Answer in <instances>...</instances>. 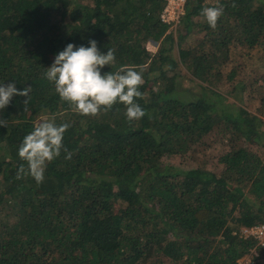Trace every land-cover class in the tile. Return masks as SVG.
Masks as SVG:
<instances>
[{
	"label": "trees",
	"instance_id": "16d2710c",
	"mask_svg": "<svg viewBox=\"0 0 264 264\" xmlns=\"http://www.w3.org/2000/svg\"><path fill=\"white\" fill-rule=\"evenodd\" d=\"M211 1L186 0L174 39L159 18L164 0H0V83L31 87L0 110L8 121L0 126V264H237L249 252L254 241L240 228L264 219V159L253 150L264 147V0ZM218 4L224 14L213 29L200 13ZM194 32L202 35L191 47ZM90 40L101 53L115 50L102 74L142 73L144 117L128 121L120 103L84 116L60 101L45 68L69 43ZM236 47L259 54L262 82L242 86L258 95L256 113L218 88L235 77L230 69L226 83L215 70H226ZM180 65L201 95L182 97L193 91L179 82ZM52 118L69 124L67 152L47 164L42 183L16 179L23 137ZM214 129L233 143L219 156L221 171L162 163L187 156ZM252 260L264 264V251Z\"/></svg>",
	"mask_w": 264,
	"mask_h": 264
},
{
	"label": "clouds",
	"instance_id": "9594fccd",
	"mask_svg": "<svg viewBox=\"0 0 264 264\" xmlns=\"http://www.w3.org/2000/svg\"><path fill=\"white\" fill-rule=\"evenodd\" d=\"M223 14L224 7L220 4L206 6L200 13L213 29ZM115 60V50L101 53L95 40H90L88 47L69 43L54 56L52 65L45 68L44 77L54 85L60 101L80 115L95 116L101 110L107 112L120 103L125 106L124 115L128 121L139 120L146 115L136 103V99L143 96L139 91L144 82L142 73L122 68L102 74L101 70L113 65ZM30 89L18 91L14 83H0V110L9 105L13 96L28 97ZM27 103L28 99L24 101L25 110ZM7 124L8 121L0 119V126L7 127ZM68 128L67 123L57 125L55 118L37 123L19 145L18 156L23 163L18 168L16 179L30 176L37 184L42 183L47 164L59 157L64 149L63 137ZM65 158L70 159L71 154Z\"/></svg>",
	"mask_w": 264,
	"mask_h": 264
},
{
	"label": "rangeland",
	"instance_id": "374dc122",
	"mask_svg": "<svg viewBox=\"0 0 264 264\" xmlns=\"http://www.w3.org/2000/svg\"><path fill=\"white\" fill-rule=\"evenodd\" d=\"M206 3L212 2L211 0H205ZM214 3V2H212ZM77 9V8H75ZM74 9V10H75ZM73 17V16H72ZM70 20V17H69ZM74 22V21H73ZM198 33V32H197ZM194 32L192 35H194L192 38H190V42H187L186 45H190L191 47L195 44V41L198 37H201V33L197 34ZM177 29L173 30V38H176L177 35ZM155 45L157 44H151L150 49L153 48L155 50ZM186 51V50H185ZM258 52V51H256ZM252 56L249 57L245 54V51H242V49L236 47L235 50L232 53V58L229 59V62L224 65L226 70L220 71L219 69L215 70V74L222 73L223 80H226L224 78H227V74L230 69H233L235 71V77L232 79H229L231 82H229L230 86L221 85L217 86L219 89L224 90L225 93H227V90H230L231 93L229 94L230 99H234L238 102L245 99L244 106L249 109L250 112H255V105L258 102L256 95V87L262 82L261 79L258 77L260 75V72L257 70H260L259 65V54L256 55V53L253 51ZM232 59V60H231ZM237 68V69H236ZM259 68V69H258ZM180 76L178 77L179 82L182 84V86L185 88L191 89L193 92L190 93L187 91H182V97H188L193 99V97L197 95H201V91L203 88H201L200 81L189 78L188 76H185V69L183 65H180L179 67ZM236 69V70H235ZM256 73L257 78L256 80H250V76H254ZM251 83V87L254 88L255 91H252L251 93H246L242 90V86L244 84ZM227 83V80H226ZM224 87V88H223ZM217 88V89H218ZM204 91V90H203ZM208 93V96L210 97V92L206 91ZM255 93V94H254ZM227 95V94H226ZM211 98V97H210ZM220 134L221 132L216 131L215 129L209 133L208 135L204 136L202 142L197 143L192 152L188 154L187 156L183 157H165L162 159V163L165 165L174 166L176 168H187V167H203L207 170H211L215 173L221 171L222 164L219 163V156L222 155L224 152L228 151L230 148L229 146L233 143L226 142L225 140L220 141ZM240 145H248L250 146V143L248 142H242L239 143ZM264 144V142H263ZM253 150L256 151L264 159V147L263 146H253ZM252 262V257L245 254L243 257H241L238 260L237 264H250ZM253 264V263H252Z\"/></svg>",
	"mask_w": 264,
	"mask_h": 264
},
{
	"label": "built area",
	"instance_id": "2783aa9c",
	"mask_svg": "<svg viewBox=\"0 0 264 264\" xmlns=\"http://www.w3.org/2000/svg\"><path fill=\"white\" fill-rule=\"evenodd\" d=\"M164 6L160 12L159 18L162 22L169 25V28L176 30L180 17L185 12L186 0H164ZM240 236L243 238H251L254 245L249 249L247 255L250 257L257 256L259 251H264V219L251 226H243L240 228ZM253 263V260L250 264ZM249 264V263H248Z\"/></svg>",
	"mask_w": 264,
	"mask_h": 264
}]
</instances>
